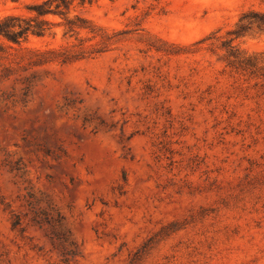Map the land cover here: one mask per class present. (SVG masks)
<instances>
[{
	"label": "rangeland",
	"instance_id": "rangeland-1",
	"mask_svg": "<svg viewBox=\"0 0 264 264\" xmlns=\"http://www.w3.org/2000/svg\"><path fill=\"white\" fill-rule=\"evenodd\" d=\"M73 12L106 51L52 59L79 42L57 25L0 56V264H264V79L226 42L251 12L232 45L264 54V0Z\"/></svg>",
	"mask_w": 264,
	"mask_h": 264
},
{
	"label": "trees",
	"instance_id": "trees-1",
	"mask_svg": "<svg viewBox=\"0 0 264 264\" xmlns=\"http://www.w3.org/2000/svg\"><path fill=\"white\" fill-rule=\"evenodd\" d=\"M95 0H41L26 5V13H7L0 16V56L7 55L10 49H27L25 45L32 36L45 37L57 35L55 26H63L64 37H75L79 42L72 48L62 51L49 50L54 58L62 62L83 59L103 53L108 49L110 37L98 27L93 20L73 12L76 7L91 5ZM249 13H244L235 29L230 31L231 38L227 40L229 46V65L233 70L252 78L264 79V54H243L234 50L233 41L244 35L246 24L243 23ZM51 16H58L60 22L52 20ZM90 35V40L99 41L86 46L81 33Z\"/></svg>",
	"mask_w": 264,
	"mask_h": 264
}]
</instances>
